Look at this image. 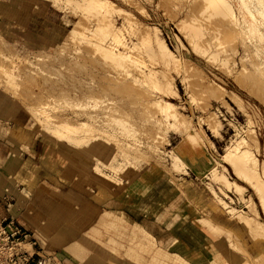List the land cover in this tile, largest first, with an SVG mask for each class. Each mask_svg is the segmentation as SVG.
Wrapping results in <instances>:
<instances>
[{
  "label": "rangeland",
  "instance_id": "obj_1",
  "mask_svg": "<svg viewBox=\"0 0 264 264\" xmlns=\"http://www.w3.org/2000/svg\"><path fill=\"white\" fill-rule=\"evenodd\" d=\"M95 1L0 0V115L4 116L0 117V141L13 148L1 172L13 191L9 206H14L11 216L0 217V221L12 219L22 228L20 237L8 243H20L18 247L25 249H31L32 243L38 247L74 243L81 248L79 259L84 264H264V241L260 239L264 236L253 237L243 218L237 221L231 216L240 211L254 215L246 208L255 201L256 218L264 222L263 209L253 189L234 175L232 160L225 155L236 138L244 137L257 159L244 163L264 166V24L249 22L236 0L227 1L241 29L215 16L207 21L197 13L192 19L200 0H107L108 9ZM90 3L94 16L87 18L90 7L85 4ZM117 7L128 9L123 14H133L131 22L155 24L174 51L176 68L156 64L151 57L146 66L153 62L149 69L158 70L159 81L172 77L167 84L172 81L178 94L171 99L178 106L179 113H171L177 114L176 119L169 120L167 112H154L157 106L145 107L151 95L164 94L156 85L147 93L139 76L132 73L134 69L123 64L115 69L96 53L120 38L117 33L109 35V28L116 25L105 22L108 12ZM192 24H201L207 36L232 30L224 50L215 48L214 41L204 53L192 47L201 43H188L190 34L186 37L185 29ZM256 27L259 31L251 37ZM143 33L141 28L137 35ZM232 93L245 100L253 130L246 123V112L230 101ZM88 97L95 100L89 103ZM104 97L116 98L105 120V115L94 113ZM88 115H93L92 120ZM112 116L119 117L121 130L107 127ZM67 131L79 132L69 135ZM123 150L126 154L119 155ZM168 153L181 156L186 167L178 168L181 161L175 157L167 160ZM169 161L177 163L176 171ZM228 180L235 189L228 188ZM238 184L243 188L237 190ZM224 205L235 210L230 208V214ZM197 233L201 241H195ZM154 240L164 241V247ZM159 246L169 257L159 256ZM176 252L184 263L176 260Z\"/></svg>",
  "mask_w": 264,
  "mask_h": 264
},
{
  "label": "bare ground",
  "instance_id": "obj_2",
  "mask_svg": "<svg viewBox=\"0 0 264 264\" xmlns=\"http://www.w3.org/2000/svg\"><path fill=\"white\" fill-rule=\"evenodd\" d=\"M56 1V0H55ZM66 1V0H65ZM69 1H72V0H69ZM80 1V0H79ZM97 1V0H96ZM95 1V2H96ZM114 1V0H113ZM192 1V0H191ZM237 1V3L240 5V7L242 8V9H244V11L246 12V15L248 16V21L249 22H257V23H259V24H264V0H236ZM82 2H84V1H82ZM129 3H130V1H128ZM71 3V2H70ZM76 4H78V3H76ZM83 4V3H82ZM99 4H100V6L101 7H104L105 5H107V9H108V4H109V1L107 2V0H99ZM131 4V3H130ZM92 4L90 3V5L88 4V5H86L85 4V7L86 6H91ZM97 5V4H96ZM113 5V4H112ZM84 6V5H83ZM118 6V5H117ZM73 7V6H72ZM77 7V6H76ZM98 7H99V5H98ZM113 7V6H112ZM91 8V9H90ZM89 8V10L87 11V9H86V11H87V15H89L87 18H89L90 16H94L91 12H92V8H93V6L92 7H90ZM110 8V7H109ZM138 8V7H137ZM97 9V8H96ZM102 10V9H101ZM111 10V9H110ZM196 11H195V13L194 14H192V19H196V17H195V14H197V13H199V14H201L202 15V17H203V20H209L210 18H212V17H217V19L220 21V20H224V19H229V20H231L233 23H236V28H238V29H241V26L242 25H240V23L238 22V16L236 15V13L234 12V11H232L231 10V4L227 1V0H200V5H199V7H198V9H195ZM85 10H84V12H86ZM99 11V10H98ZM97 11V12H98ZM107 11V10H106ZM123 11H128V9H126V8H124V7H117V8H114V10L113 11H109L108 12V14H107V16L105 17V22L107 23V22H110V23H112V24H115L114 26V28H112V27H110L109 28V35H111L112 37H113V34L114 33H117L118 34V36L120 37L119 38V40H116V38H118V37H115V41L114 40H112V42H114L113 43V46H108V47H106V48H104V49H102V51L101 52H99L100 50H98L96 53H100V58H103L105 61H108V62H112L113 63V66H115L114 68L116 69V67L118 66V68H120L121 67V65L123 64V67H124V65H125V67L126 68H128L129 69V67L130 68H132V69H134L135 70V72L134 71H132V73H136L138 76H139V78H140V80L142 81L141 82V84L142 83H144V84H142V85H144V87H146L147 89H145V91H147V93L150 91V89H152L153 87H155V85H156V88L158 89V90H160V91H162V92H164V94H161V95H158V96H153V95H151V98L148 100V101H146V103H145V107L146 108H148L150 105H153L154 106V108H157L158 107V109H155L154 110V112H158V111H161L162 113L163 112H167V114L169 113V117H167L166 116V114L164 115V116H166L168 119L169 118H172V114L173 113H175V112H177V113H179L178 111V106H177V104H175L171 99H175V97H176V95H178V94H176L175 93V89H174V85L172 84V81H171V83L170 82H168V83H170L169 85L167 84V81H169L172 77L171 76H169V77H166V78H169V79H164V80H162V81H159L158 80V78H159V76L157 75V69L156 68H151L150 67V69H149V66H151L152 65V63H151V65H148V66H146L147 64H146V60H148L149 59V57H151V59L153 58V60H154V62L157 64H159V63H161V64H163V65H165V67L167 66V67H169V68H172L173 69V67H175V63L177 64V62H174V58H173V53H174V51L167 45V43H166V41L160 36V34H159V28L157 27V26H155V24L153 25V24H146V23H144L143 22V24H141L140 23V21L139 22H131V20L133 19V18H131L132 16H133V14L132 15H128V14H123L122 12ZM80 12H81V10H80ZM101 12V11H100ZM99 12V13H100ZM95 13V12H94ZM78 14V13H77ZM81 14H83V13H81ZM103 14V13H102ZM198 14V15H199ZM83 15H85V14H83ZM106 15V14H105ZM98 16H99V14H98ZM80 17H82V16H80ZM86 17V16H85ZM96 17V16H95ZM80 19V18H79ZM191 19V18H190ZM215 19V18H214ZM136 20V19H135ZM201 20V19H200ZM250 20H252V21H250ZM88 21V20H87ZM182 21V20H181ZM84 22V21H83ZM184 22V21H183ZM211 22V21H210ZM216 22V21H215ZM78 23V22H77ZM86 23V22H85ZM97 23H98V21H97ZM127 23H129L130 24V26L129 27H121V28H117V25H123L124 26V24L126 25ZM198 23H199V21H198ZM76 24V23H75ZM135 24H137V25H135ZM185 24V23H184ZM80 25V24H79ZM83 25V24H82ZM87 25V24H86ZM138 25H141V26H138ZM186 25V24H185ZM190 25V24H189ZM199 25H201V24H192L191 26H188V28L187 29H185L187 32H185L186 33V35L188 34H190V36H189V39H188V43L190 42L191 43V41H193V43H194V41L196 42V41H201V43H199V44H197L198 46H193L192 45V47H195L197 50H198V48H200L201 50H202V52H203V50H205V49H207V48H209V47H211V43L214 41L215 42V45H216V47L215 48H218V49H220V50H224V46H223V43L225 42V39H227V38H229V36H228V32H231L232 30H230V31H228V32H223L221 35H219V36H213V35H209V36H207L206 35V33L203 31V28H202V26H199ZM219 25V24H218ZM92 26V24H90V27ZM103 27H104V25H102ZM106 26V25H105ZM113 26V25H112ZM206 26V25H205ZM223 26V25H222ZM226 26V25H225ZM245 26H247L248 28L247 29H250V25L248 26L247 24L245 25ZM73 27V26H72ZM78 27V26H77ZM80 27V26H79ZM83 27V26H82ZM85 27V26H84ZM183 27V26H182ZM219 27H221V26H219ZM235 27V26H234ZM252 27V26H251ZM89 28V27H88ZM92 28V27H91ZM143 29L144 28V33H143V35H137V32L140 30V29ZM73 29V28H72ZM71 29V30H72ZM85 29H86V27H85ZM99 29V28H98ZM98 29H96V30H98ZM100 29H102L101 27H100ZM99 29V30H100ZM108 28H106V29H104V30H107ZM229 29V28H228ZM87 30V29H86ZM91 30V31H90ZM89 30V32H92V29H90ZM98 30V31H99ZM79 31H81L80 29H79ZM208 31V30H207ZM214 31H216L215 29H214ZM249 32L250 31H252L251 29L250 30H248ZM257 31H259V29H258V27H256V29H254L253 30V32L250 34V36L251 37H253V36H255L256 35V33H257ZM71 32V31H70ZM74 33H75V31H74ZM81 33H82V31H81ZM101 33V32H100ZM212 33V32H211ZM216 33V32H215ZM71 34V33H70ZM69 34V35H70ZM208 34V33H207ZM218 34V33H217ZM87 35V34H86ZM94 35H96V34H94ZM93 35V36H94ZM105 35H106V33H105ZM108 35V36H109ZM185 35V36H186ZM188 35L186 36V37H188ZM231 35V34H230ZM75 36H76V34H75ZM83 36H85V34L83 35ZM103 36V35H102ZM111 36H110V38H111ZM106 37V36H105ZM192 37V38H191ZM239 37H241V36H239ZM251 37H249V38H251ZM261 37L264 39V33L263 34H261ZM69 38H71V37H69ZM77 37H75V39H76ZM79 38V37H78ZM85 38V37H84ZM101 38V37H100ZM104 38V37H103ZM72 39V38H71ZM70 39V40H71ZM74 39V41H77V40H75ZM89 39H91V38H89ZM108 39V38H107ZM107 39H105L104 38V40H107ZM232 39V38H231ZM69 40V41H70ZM95 40V39H94ZM235 40V39H234ZM241 40V39H240ZM83 41V40H82ZM97 41H99V40H97ZM72 43H73V40L71 41ZM100 42V41H99ZM112 42H110L111 44H112ZM240 42V41H239ZM262 42H264V41H262ZM189 43V44H190ZM233 43V42H232ZM243 43V42H242ZM76 44V43H75ZM79 44V43H78ZM87 44H88V42H87ZM90 44V43H89ZM99 44V43H98ZM196 44H194V45H196ZM84 45V44H83ZM95 45V44H94ZM241 45V44H240ZM87 46V45H86ZM100 46V45H99ZM101 46H104V44L102 43V45ZM114 46H116L115 47V51L113 50L112 51V48L114 47ZM98 47V46H97ZM198 47V48H197ZM76 48V47H75ZM78 48H80V47H78ZM87 48V47H86ZM95 49V51H96V46L94 47ZM101 48V47H100ZM114 49V48H113ZM116 49H119L118 51L116 50ZM247 49V48H246ZM87 50V49H86ZM214 50V49H213ZM232 50V49H231ZM71 51V50H70ZM73 51V50H72ZM76 51H78V50H76ZM172 51H173V53H172ZM200 51V50H199ZM219 51V50H218ZM81 52V51H80ZM197 52V51H196ZM204 52H207V51H204ZM203 52V53H204ZM221 52V51H220ZM83 54V53H82ZM82 54H80V55H82ZM214 54V53H213ZM223 54V53H222ZM79 55V54H78ZM218 55V54H217ZM221 55V54H220ZM219 55V56H220ZM86 56V55H85ZM224 56V55H223ZM74 57V56H73ZM82 57V56H81ZM208 57V56H207ZM216 57V56H215ZM214 57V58H215ZM210 58H211V56H210ZM213 58V57H212ZM211 58V59H212ZM150 59V60H151ZM221 59V58H220ZM76 60V59H75ZM74 60V61H75ZM153 60H151V61H153ZM209 60V59H208ZM213 61H214V59H213ZM226 62V61H225ZM224 62V63H225ZM180 63V62H179ZM117 64H119V65H117ZM121 64V65H120ZM150 64V63H149ZM181 64V63H180ZM221 64H222V62H221ZM220 64V65H221ZM155 65V64H154ZM253 65V64H252ZM178 66V65H177ZM184 66V65H183ZM254 66V65H253ZM81 67V66H80ZM148 67V68H147ZM117 68V69H118ZM122 68V67H121ZM126 68L125 69H123L122 71H124V70H126ZM176 68V67H175ZM127 69V70H128ZM258 69V68H257ZM131 70V69H130ZM178 71L177 69H174V71ZM129 71V70H128ZM175 71V72H176ZM261 71V70H260ZM264 71V70H263ZM119 72H120V70H119ZM255 73H258V72H255ZM264 73V72H263ZM131 74V72H129V75ZM136 74H135V76H136ZM239 74V73H238ZM253 74H254V72H253ZM259 74V73H258ZM257 74V75H258ZM133 75V74H132ZM163 75V74H162ZM161 75V76H162ZM1 76V75H0ZM134 76V75H133ZM132 76V77H133ZM189 76V75H188ZM260 76V75H259ZM130 77H131V75H130ZM253 77V76H252ZM135 78V77H134ZM137 78V77H136ZM135 78V79H136ZM263 78V77H262ZM4 80V79H3ZM2 80V81H3ZM139 80V79H138ZM139 80V81H140ZM251 80V79H250ZM259 80H261V78L259 79ZM138 81V83H140ZM253 83V82H252ZM186 84V83H185ZM166 85H168V86H166ZM256 85V84H255ZM254 85V86H255ZM112 86H114V85H112ZM187 86H189V85H187ZM257 86H259V85H257ZM92 87V86H91ZM117 87V86H116ZM171 87V89L169 90V88ZM113 89H114V87H112ZM188 88V87H187ZM251 88V87H250ZM103 89H106V88H103ZM103 89H102V91H103ZM108 89V88H107ZM106 89V90H107ZM185 89V88H184ZM118 90V89H117ZM10 91V90H9ZM115 91V90H114ZM113 91V92H114ZM119 91V90H118ZM12 92H14V91H12ZM111 92H112V90H111ZM83 93V92H82ZM85 93V92H84ZM83 93V94H84ZM89 93H91V92H89ZM89 93H87V94H89ZM250 93V92H249ZM18 94V93H17ZM106 94V93H105ZM112 94H117V93H111L110 95H112ZM175 94V95H174ZM14 95V94H13ZM86 95V94H85ZM108 95H109V93H108ZM109 95V96H110ZM120 95V94H119ZM164 95V96H163ZM174 95V96H173ZM89 96V95H88ZM93 96V95H92ZM95 96V95H94ZM93 96V97H94ZM116 96V95H115ZM115 96H113V97H115ZM230 96H232V99H230V101L231 102H233V104H235V105H237L238 106V108H240L241 110H244L245 112H246V123H247V125H248V128H249V130H253L252 128H254L253 126H251V124H252V122H253V120H252V115H250V113H249V111L245 108L246 106H247V104H245V100H243L240 96H238V95H236V94H234L233 95V93L230 95ZM69 97V96H68ZM90 98H93V97H91V96H89ZM89 97H88V100H89ZM119 97V96H118ZM153 97V98H152ZM219 97V96H218ZM220 98H221V96H220ZM83 99H84V95H83ZM85 99H87V97L85 98ZM106 99H108L109 101H107ZM106 99H105V97L101 100L100 99V101H99V103H98V101H95V102H97L98 103V108H97V111L96 112H94L95 113V116H103L104 117V115H105V117H104V120H105V118H106V114H107V110H108V108H109V104H111V103H113L114 102V100L116 99H114V98H110V97H106ZM90 100H92V99H90ZM90 100H89V103H91L90 102ZM95 100V98L92 100V102ZM87 101V100H86ZM118 101H119V99H118ZM118 101H116V102H118ZM115 102V103H116ZM71 103V102H70ZM88 103V104H89ZM135 103V102H134ZM45 104H47V103H45ZM74 104V103H73ZM93 104V103H92ZM72 105V104H71ZM157 106V107H156ZM205 106V105H204ZM90 107V106H89ZM92 107V106H91ZM42 108V107H41ZM40 108V109H41ZM71 108V107H70ZM150 108H152V107H149V109ZM153 108V109H154ZM92 109V108H91ZM113 109H115V110H117L115 107L113 108ZM239 109V110H240ZM45 110V108L43 109V111ZM178 110V111H177ZM109 111V110H108ZM145 111H147V110H145ZM90 112V111H89ZM89 112H86V113H89ZM161 112H158V114H160ZM41 113H42V111H41ZM85 113V114H86ZM153 113V112H152ZM161 113V114H162ZM172 113V114H171ZM91 114V113H90ZM93 114V113H92ZM46 115H48L49 116V114H46ZM155 115V114H154ZM175 115H177V114H175ZM173 116L175 119H176V116ZM57 116V115H56ZM61 116V115H60ZM60 116H58V117H60ZM63 116V115H62ZM70 116V115H69ZM89 116V115H88ZM93 116V115H92ZM92 116H89V117H91V120H92ZM51 117V116H50ZM49 117V119L51 120V118ZM65 118H66V116H64ZM68 117V116H67ZM87 117V116H86ZM179 117H180V115H179ZM62 118V117H61ZM102 118V117H101ZM112 118V122H114L115 121V123L114 124H112V122L111 123H109V124H107V127L108 128H110L111 127V130L112 131H114L115 129H116V127L117 128H119L120 127V130H121V126H120V124H118L117 123V120H118V116H112L111 117ZM165 118V117H164ZM167 118H165V119H167ZM178 118V117H177ZM245 118V117H244ZM46 119H47V117H46ZM53 119V118H52ZM56 119V118H55ZM67 119V118H66ZM66 119H64L65 121H66ZM178 119H180V118H178ZM182 119V118H181ZM45 120V119H44ZM50 120H49V122L48 123H50ZM107 120H108V118H107ZM162 120H164V119H162ZM170 120V119H169ZM245 120V119H244ZM68 122H69V119L67 120ZM85 121H87V120H85ZM84 121V122H85ZM102 121H103V118H102ZM83 122V123H84ZM106 122V121H105ZM166 122H168V121H166ZM40 123H41V121H40ZM46 123V122H45ZM52 123V122H51ZM65 123V122H64ZM64 123H63V125H64ZM71 123V122H70ZM70 123H68V124H70ZM82 123V122H81ZM82 123V124H83ZM92 123V122H91ZM157 123V122H156ZM169 123H171V121L169 122ZM214 123V122H213ZM216 123V122H215ZM251 123V124H250ZM66 124V123H65ZM72 124V123H71ZM70 124V125H71ZM74 124V123H73ZM180 123H178V125H179ZM86 125V124H85ZM103 125H105V124H103ZM181 125V124H180ZM208 125V124H207ZM243 125V124H242ZM48 126V125H47ZM50 126V125H49ZM53 126V125H52ZM59 126H62V125H59ZM66 126H68V125H66ZM84 126V125H83ZM102 126V125H101ZM174 126H177L176 124L174 125ZM213 126V125H212ZM71 127V126H70ZM78 127V126H77ZM77 127H75V128H77ZM79 127H81V125L79 126ZM85 127V126H84ZM234 127V126H233ZM232 127V128H233ZM73 128H74V126H73ZM83 128V127H82ZM82 128H79V131H80V129L82 130ZM86 129L85 130H89V129H87V127H85ZM89 128V127H88ZM95 128V127H94ZM108 128H104V130H103V132L105 131V133H107L108 132ZM214 128V127H213ZM247 128V127H246ZM52 129V128H51ZM54 129H56V127L55 128H53V130H52V132L53 131H55ZM57 129H59L58 127H57ZM62 129H63V127H62ZM61 129V130H62ZM97 129V128H96ZM60 130V129H59ZM59 130H57L58 132H59ZM64 130H65V128H64ZM63 130V131H64ZM102 130V129H101ZM118 130V129H117ZM123 130H125V129H123ZM137 130V129H136ZM79 131H77V132H79ZM197 131V130H196ZM235 131V130H234ZM70 132V131H69ZM74 133H76L77 134V132H75V131H73ZM73 132L71 131L70 133L71 134H73ZM121 132V131H120ZM251 132H253V131H251ZM60 133H61V131H60ZM67 133H68V131H67ZM85 133V132H84ZM89 133V132H88ZM112 133V132H111ZM123 133H125V132H123ZM214 133V132H213ZM216 133V132H215ZM15 134V133H14ZM69 134V133H68ZM71 134H69V135H71ZM101 134V133H100ZM103 134V133H102ZM196 134V133H195ZM55 135V134H54ZM58 135H60V134H58ZM67 135V134H66ZM74 135V134H73ZM79 135V134H78ZM93 135V134H92ZM127 135V134H126ZM17 136V135H16ZM62 136V135H61ZM64 136H65V134H64ZM83 136V135H82ZM86 136H87V134H86ZM191 136V135H190ZM55 137V136H54ZM63 137V136H62ZM71 137V136H70ZM78 137V136H77ZM59 138H61V137H59ZM65 138V137H64ZM67 138H68V136H67ZM67 138H65V139H67ZM94 138V137H93ZM130 138V137H129ZM63 139V138H62ZM77 139V138H76ZM83 139V138H82ZM82 139H80V141L82 140ZM205 139V138H204ZM68 140V139H67ZM74 140V139H73ZM79 140V139H78ZM85 140H87V139H85ZM84 140V141H85ZM89 140H90V138H89ZM89 140H88V142H89ZM119 140V139H118ZM128 140V139H127ZM132 140V139H131ZM70 141H72V140H70ZM120 141V140H119ZM129 141H130V139H129ZM82 142V141H81ZM135 142V141H134ZM133 142V143H134ZM234 142V141H233ZM72 143V142H71ZM76 143H78V141L76 142ZM76 143H75V145H76ZM87 143V142H86ZM118 143V142H117ZM120 143V142H119ZM231 143V142H230ZM248 142H246V140L244 139V137H238V139L236 138L235 139V142L234 143H232V144H230V146L228 147L229 148V152H227L226 151V153H225V155L226 154H228V155H226V156H230V160H232L231 162H230V160L229 159H226V160H228L229 162H230V167H231V169L233 170V172H234V175H236V176H238V178H241V180L242 181H244L246 184H248L252 189H253V191H254V193L256 194V196L258 197V201H259V205L262 207V213H263V216H264V166H262V167H254V166H251V165H249V167L246 165V164H248V163H252V162H249V161H256L257 159L255 158V155L256 154H254V151H253V149H252V147L251 146H249V143L247 144ZM115 144V143H114ZM122 144V143H121ZM121 144H120V146H121ZM132 144V143H131ZM203 144V143H202ZM123 145V144H122ZM128 145V144H127ZM129 145H130V143H129ZM135 145V144H134ZM148 145H150V144H148ZM154 145V144H153ZM251 145V144H250ZM256 145V144H255ZM85 146V145H84ZM118 146H119V144H118ZM117 146V147H118ZM126 146V145H125ZM116 147V146H115ZM133 147V146H132ZM149 147H152V146H149ZM148 147V148H149ZM119 148V147H118ZM123 148V147H122ZM153 148V147H152ZM152 148L150 149L149 148V150H151V151H153L154 153L153 154H155V148H153L154 150H152ZM127 149V148H126ZM131 148H129V149H127L128 151L130 150ZM157 149L158 148H156V151H157ZM119 150H122V149H119ZM171 150V149H170ZM127 151V152H128ZM159 151V150H158ZM158 151L156 152V153H158ZM123 152H125V150H123L122 152H121V154H119V155H124V154H126V152L124 153V154H122ZM130 152V151H129ZM160 152V151H159ZM159 154V153H158ZM169 155H171L170 153H168ZM167 154V155H168ZM166 155V154H165ZM173 155V154H172ZM172 155L169 157V159L168 158H166L167 160H171V157H172ZM179 154H177L176 156H178ZM159 156V155H158ZM180 156V155H179ZM119 157V156H118ZM125 157V156H124ZM129 157V156H128ZM167 157V156H166ZM174 157L175 156H173L172 158L174 159ZM177 157H175V159H176ZM179 158H181V156L180 157H178L176 160L178 161L179 160ZM224 158V157H223ZM134 159V158H133ZM182 159V158H181ZM194 159V158H193ZM222 159V158H221ZM224 159V160H225ZM256 159V160H255ZM183 160V159H182ZM182 160H179V161H181V164H179L178 166V168H180V165H182ZM225 160V161H226ZM244 160L246 161L245 163H244ZM249 160V161H248ZM184 161V160H183ZM225 161H223V162H225ZM248 161V162H247ZM261 161V160H260ZM170 162V161H169ZM185 162V161H184ZM197 162V161H196ZM261 162H263V161H261ZM171 163H173L172 161L169 163L170 164V166L171 165H175V163H173V164H171ZM178 163H180V162H178ZM199 163V162H198ZM177 164V163H176ZM196 164V163H195ZM202 164V163H201ZM254 164V163H253ZM257 164V163H256ZM183 165L185 166V164L183 163ZM182 165V166H183ZM245 165H246V167H245ZM197 166V165H196ZM224 166V165H223ZM255 166H257V165H255ZM120 167V166H119ZM177 166L175 165L174 166V168H176ZM186 167V166H185ZM194 167V166H193ZM118 168V167H117ZM173 168V166H172V169H174ZM183 168V167H182ZM182 168H180V169H182ZM179 169V170H180ZM171 170V169H170ZM175 171L177 170V168L176 169H174ZM223 170V169H222ZM231 170V171H232ZM223 172V171H222ZM221 172V173H222ZM182 173V172H181ZM101 175V174H100ZM212 176H210V178H211ZM207 178V177H206ZM212 180V179H211ZM213 180H216V179H213ZM212 180V181H213ZM223 181V180H222ZM215 182V181H214ZM236 182V181H235ZM217 183H218V181H217ZM220 183V182H219ZM228 185H229V187L228 188H230V187H232L233 189H235V186L233 185V184H231V182H229V180L226 182ZM237 183V182H236ZM215 184V183H214ZM224 185V184H223ZM226 185V184H225ZM241 187L243 188V186L241 185V184H238V187H236V189L237 190H240L241 189ZM215 188H217V187H215ZM232 189V190H233ZM243 190V189H242ZM245 190V189H244ZM212 191V190H211ZM226 192V191H225ZM63 193V192H62ZM215 195V194H214ZM252 195V194H251ZM239 196V195H238ZM215 197V196H214ZM220 199V198H219ZM229 199V198H228ZM241 199V198H240ZM217 200V199H216ZM237 201V200H236ZM223 202V201H222ZM248 202V201H247ZM12 206V205H11ZM222 206V205H221ZM224 207H226V210H227V208H228V211H230V214H231V212H233V211H231L230 210V208H229V206H226V205H224ZM247 207L248 208H246V209H249V210H251L253 213L252 214H254V215H249V214H246V213H244V211H243V213H242V211H240V212H238V213H234V214H231V216L232 217H234V218H236L237 219V221H238V219L240 220L241 218H243L242 220H244V222L243 223H245L247 226L246 227H248V231H249V233L253 236V237H255V238H258L259 239V236H261V237H263L264 236V222H261V221H259L257 218H256V215L258 214L257 213V208H256V203H255V201H251V202H249L248 203V205H247ZM12 208H14V206L12 207ZM215 208V207H214ZM223 208V207H222ZM251 208V209H250ZM231 209H233V208H231ZM233 210H235V209H233ZM240 210V209H239ZM10 211V210H9ZM246 214V215H245ZM230 217V216H229ZM224 218V217H223ZM237 221H235V222H237ZM194 233H196V232H194ZM231 233V232H230ZM194 238H195V241L197 240V241H201L202 239H203V237L201 236V234H196V235H194ZM260 239H262L263 241H264V238H260ZM237 240V239H236ZM235 239L233 240V243L236 241ZM238 241V240H237ZM207 243V242H206ZM236 243V242H235ZM234 243V245H236ZM198 244V243H197ZM239 244V243H238ZM199 245V244H198ZM238 246V245H237ZM234 247H232V249H233ZM237 248V247H236ZM240 248V247H239ZM235 250V249H234ZM239 250V249H238ZM243 250V249H242ZM247 250V249H246ZM239 252V251H238ZM46 259H41L40 260V264H48V262L47 261H45ZM252 261V260H251ZM242 263V261L240 262V264ZM243 263H245L244 261H243ZM225 264V263H224ZM229 264V263H228ZM253 264V263H252Z\"/></svg>",
  "mask_w": 264,
  "mask_h": 264
},
{
  "label": "crops",
  "instance_id": "obj_3",
  "mask_svg": "<svg viewBox=\"0 0 264 264\" xmlns=\"http://www.w3.org/2000/svg\"><path fill=\"white\" fill-rule=\"evenodd\" d=\"M0 117H4V116L0 115ZM1 128L2 127L0 125V132H1ZM1 142L2 141H0V217H8V216H11V211L9 210H11V205H12L11 204L9 206L8 200L10 198H13V191L11 190L12 188H8V186H6L7 185L6 179L3 176L1 170L4 168V165H5L3 163H5V161H7V159L10 158V154L13 151V148L12 146H7ZM62 194L65 196L70 195L69 192H63ZM154 241H158V240H154ZM158 242H161L160 246H163L164 243L162 242L164 241L159 240ZM34 245L35 243H32L34 259H36L39 256V257L49 260L52 264H84L82 263V260L79 259V256L80 255L82 256L83 254V253H80L81 248H79L74 243H62L59 246H44V247H41V246L38 247ZM160 246H159L160 248L159 256L169 257L167 250L163 249L164 250L163 251L162 247ZM178 253L179 252L173 253V255L176 256L177 261L184 263L183 257L180 254L178 255Z\"/></svg>",
  "mask_w": 264,
  "mask_h": 264
},
{
  "label": "built area",
  "instance_id": "obj_4",
  "mask_svg": "<svg viewBox=\"0 0 264 264\" xmlns=\"http://www.w3.org/2000/svg\"><path fill=\"white\" fill-rule=\"evenodd\" d=\"M0 221V264H40L42 257L34 259V252L31 249L18 247L20 243H8L17 236L20 237L21 226L15 224L12 219L3 223Z\"/></svg>",
  "mask_w": 264,
  "mask_h": 264
}]
</instances>
